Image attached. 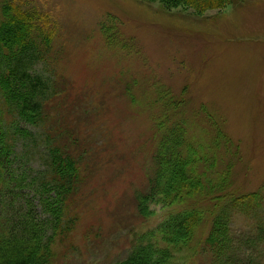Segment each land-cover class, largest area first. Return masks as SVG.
<instances>
[{
    "label": "rangeland",
    "instance_id": "obj_1",
    "mask_svg": "<svg viewBox=\"0 0 264 264\" xmlns=\"http://www.w3.org/2000/svg\"><path fill=\"white\" fill-rule=\"evenodd\" d=\"M31 1L57 22L55 67L46 69L58 72L62 93L51 106L91 166L59 264L123 261L133 236L156 225L139 215L136 195L147 189L160 131L177 122L213 145V161L196 156L198 174L230 165V189L258 193L260 207L235 213L230 235L241 260L264 264V0L201 14L144 0ZM209 230L210 220L198 227L201 252L189 264H224L205 246Z\"/></svg>",
    "mask_w": 264,
    "mask_h": 264
},
{
    "label": "trees",
    "instance_id": "obj_2",
    "mask_svg": "<svg viewBox=\"0 0 264 264\" xmlns=\"http://www.w3.org/2000/svg\"><path fill=\"white\" fill-rule=\"evenodd\" d=\"M144 1L170 9L192 8L201 14L244 0ZM2 4L0 264H59L63 250L70 251L79 222L76 196L87 179L88 166L85 154L74 149L79 136L61 122V111L51 106L62 93L58 72L46 69L55 67L58 26L31 0ZM160 132L147 189L136 195L139 215L158 221L135 234L130 253L113 264H189L201 252L195 236L205 220H210L205 246L211 248L214 263L223 259L224 264H242L235 262L241 257L233 246L230 223L235 213L251 215V210L260 207L261 200L254 199L258 193L230 189L226 174L230 165L218 171L217 177L216 172L208 178L198 174L191 167L196 156L213 161L209 154L213 145L196 143L182 122ZM67 134L69 140L59 144ZM204 166L207 172L208 163ZM239 262L251 264V256Z\"/></svg>",
    "mask_w": 264,
    "mask_h": 264
}]
</instances>
